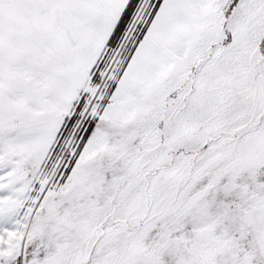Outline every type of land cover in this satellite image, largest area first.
<instances>
[{
    "label": "snow or ice",
    "instance_id": "snow-or-ice-1",
    "mask_svg": "<svg viewBox=\"0 0 264 264\" xmlns=\"http://www.w3.org/2000/svg\"><path fill=\"white\" fill-rule=\"evenodd\" d=\"M0 264H264V0H0Z\"/></svg>",
    "mask_w": 264,
    "mask_h": 264
}]
</instances>
